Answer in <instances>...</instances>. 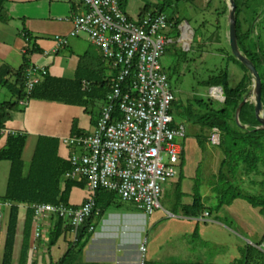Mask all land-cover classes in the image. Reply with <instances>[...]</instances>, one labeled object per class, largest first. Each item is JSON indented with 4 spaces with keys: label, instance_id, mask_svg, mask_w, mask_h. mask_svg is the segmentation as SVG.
<instances>
[{
    "label": "crops",
    "instance_id": "obj_1",
    "mask_svg": "<svg viewBox=\"0 0 264 264\" xmlns=\"http://www.w3.org/2000/svg\"><path fill=\"white\" fill-rule=\"evenodd\" d=\"M157 1L124 0L122 11L130 19H138L147 2L156 4ZM84 12L85 7L80 0H8L3 6L0 19V68L7 65L11 69V74L7 78L9 83L15 84L14 73L22 66L25 58L28 64L44 68L48 73L47 76L52 78L72 81L79 72L81 76L84 74L89 78L103 79L110 85L115 71L102 62L98 49L89 43L85 35L69 37L72 19ZM55 37L67 38V45L58 48L54 42ZM32 49L36 51L31 52ZM82 86L84 89L90 88L85 80L82 81ZM97 91L91 92V103L87 108L31 99L25 106L18 104L11 110L0 111L2 116L6 115L5 119H0L2 120L0 150L6 146L9 135L24 136L25 145L22 153L24 174L28 171L39 137L56 139L59 143L58 157L67 160L71 150L62 144V140L76 133H91L100 117L105 101L99 98L101 92ZM25 92L27 93L26 90ZM14 94L12 90L0 88V105L16 101ZM9 173L10 162L0 161V199L5 196ZM77 191H81L79 196ZM87 197L86 188H73L70 192L69 204L74 207L80 206ZM112 205L115 209L111 208ZM117 206L112 202L108 210L103 211L99 220L97 218L91 220L94 228L92 235L82 253L70 260L72 264H140V247L144 243L146 264H216L207 262L204 258L207 255L205 248H197L194 243L217 246L214 240L206 238L204 234L207 233L206 225L209 223L221 226L218 221L223 216L221 210L212 215L208 214V223L199 222L200 216L197 218L184 215L182 219L187 222L183 227L184 230L188 233L196 230L198 235L193 233L192 235H141L147 233L148 226L157 222L155 215L163 210H158L149 217L137 213L134 206L125 210L117 209ZM165 213L168 217L174 218L173 215ZM2 215L0 264L4 253L9 208L3 207ZM258 215H260L259 210ZM213 216L215 218H212ZM260 217L262 229L261 233L254 237L255 244L264 242V218L262 215ZM25 218V207H20L12 264H20L21 251L26 243L27 250L23 264H58L72 246L71 231L60 235L55 244L49 248V234L56 219L52 218L45 223L41 238L35 241L33 220L29 235L27 238L24 235ZM145 218L149 220L147 225L144 222ZM190 239L194 245L189 246L190 244L186 243ZM195 255L198 256L197 259ZM237 260V257L230 256L224 262L217 264H233Z\"/></svg>",
    "mask_w": 264,
    "mask_h": 264
},
{
    "label": "built area",
    "instance_id": "obj_2",
    "mask_svg": "<svg viewBox=\"0 0 264 264\" xmlns=\"http://www.w3.org/2000/svg\"><path fill=\"white\" fill-rule=\"evenodd\" d=\"M80 1L85 12L72 19L69 37L85 35L100 52L102 62L117 73L92 132L62 140L71 150L67 158L71 170L64 178L84 181L88 197L77 207L32 205L35 241L41 238L45 223L53 218L71 228L76 242L78 229L90 217L100 215L95 204L99 189L114 192L146 216L161 210L163 187L178 176L176 166L186 138V126L173 118L175 96L160 66L166 46L172 43V23L167 16L146 13L130 19L120 8L119 0ZM177 30L183 44H187L193 36L188 24L180 25ZM54 42L60 48L68 40L55 37ZM47 74L44 68L29 64L24 74L27 93ZM211 93L222 95L218 90ZM19 104L25 106L27 101ZM209 141L218 145V134H211ZM10 206L0 202V228L2 208ZM199 222L208 223V213L202 214ZM93 230L90 225L89 231ZM256 247L264 253V242ZM140 253V264H145V243Z\"/></svg>",
    "mask_w": 264,
    "mask_h": 264
},
{
    "label": "trees",
    "instance_id": "obj_3",
    "mask_svg": "<svg viewBox=\"0 0 264 264\" xmlns=\"http://www.w3.org/2000/svg\"><path fill=\"white\" fill-rule=\"evenodd\" d=\"M8 0H0V19L2 18V10L4 4ZM179 0H177L178 2ZM242 0H234L236 5V33L237 42L240 51L253 63L261 79V100L264 107V55L255 53L248 45V33H242L241 21L239 19L241 13L240 3ZM210 2V1H209ZM120 8L124 7V0H119ZM221 14L227 15V6L224 0L222 1ZM172 5V0H158L156 4L146 3L141 12V16L146 13L166 14L168 7ZM169 23H172L171 34L179 36L177 27L181 23L179 17H168ZM36 49H32L31 52ZM230 59L242 67L246 74L241 78V81L233 88H230L227 82V73L220 72L217 75L210 77L208 80L201 82L203 87L220 88L222 90V100L219 107H215V103L209 99H203L195 96L186 101L179 98V94H175V100L172 103V112L175 114L177 122L189 123L192 126H198L202 131H208L209 136H195L196 142L200 148H203L209 141L211 132L220 133V144L218 149L222 151L223 160L220 164L217 176L213 179V190L216 193L217 206L214 210L206 208L201 203L199 186L193 188L192 202L183 205L181 210L188 217H199L204 212L212 215L220 211L222 206H229L237 199L244 200L253 209H258L259 214L264 217V171L260 172V168L264 170V144L262 138L264 130H256L259 127L254 115V103L252 99L241 107L238 122H235V112L242 102L244 96L251 90V78L247 70L230 55ZM102 63V62H101ZM28 60L23 59L22 66L14 73L15 84L9 83L8 77L11 74V69L7 65L0 68V88L14 91L16 101L13 103H3L0 105V111L11 110L16 108L20 101L41 100L47 102H57L67 105L85 107L91 103V92L98 90L101 92L100 97L106 101V96L110 92L109 83L103 79H94L86 77L84 74H76L72 81L56 79L49 76L44 77L40 84L34 87L30 93L25 92L24 74L28 68ZM115 71V70H114ZM176 69L174 68L173 73ZM115 71V75H116ZM166 74V73H165ZM167 80L170 83L171 76L166 74ZM85 80L90 85V88L84 89L82 81ZM97 91V92H98ZM119 116V113H116ZM6 115L0 114V119H5ZM120 117V116H119ZM0 120V124H1ZM97 123V122H96ZM96 125V124H95ZM185 125V124H184ZM243 126L246 129L242 128ZM0 129L2 127L0 126ZM83 133H76L80 135ZM188 138L186 129V139ZM25 145V137L21 135H9L7 137L6 146L0 150V161L10 162V173L6 186V193L0 199L1 203H10L8 215V224L6 230V240L4 245V253L1 264H12L13 249L15 242L16 224L19 215V208L25 207L26 218L24 222V235L27 238L32 225L33 212L31 206L38 203L48 204H69L70 192L73 188L84 189V181L66 180L64 174L71 170V166L67 160L58 157V141L56 139L39 137L33 152L31 162L26 174H24V165L22 161V153ZM183 152L180 156L179 164L183 162ZM180 174V175H179ZM178 174L176 183V197L181 198V173ZM260 177L259 183L249 181L251 186L257 187L260 192L257 195H249L248 192L243 193L240 189L239 182L241 179L237 177ZM119 198L114 192L99 189L95 193V204L100 210L101 218L103 211L108 206ZM90 217L78 229L76 233V242H72V246L58 264H72L70 261L78 257L90 235L93 231H89L91 225ZM71 228L63 223L62 220L56 219L54 227L50 232L48 247L50 248L56 242L60 235L68 233ZM193 235H197L194 231ZM27 244V243H26ZM26 244L23 246L20 257V264H23L26 257ZM257 245H246L239 249L240 259L233 264H264V253L260 251ZM146 264V263H145Z\"/></svg>",
    "mask_w": 264,
    "mask_h": 264
},
{
    "label": "rangeland",
    "instance_id": "obj_4",
    "mask_svg": "<svg viewBox=\"0 0 264 264\" xmlns=\"http://www.w3.org/2000/svg\"><path fill=\"white\" fill-rule=\"evenodd\" d=\"M222 1L179 0L177 2V0H172V5L166 10L168 17L177 16L181 19L179 26L187 23L193 31V36H191V39L189 37L187 44H183V41H181L180 33L178 37H176V34H171L172 43L166 46L164 55L160 59L161 68L171 76L169 83L171 90L175 94L178 93L182 101L198 96L209 99L216 104L215 107H219L223 97L211 93V88L203 87L201 82L220 72H226L228 85L233 88L246 74L239 64L230 59L227 15L221 14ZM240 7L242 10L239 16L241 30L242 33L246 34V38L247 33L249 34L248 45L253 52L264 55V0H242ZM188 43L189 48L187 49ZM174 68L176 69L175 73H173ZM4 92L7 91L4 90ZM7 95L9 94L7 93ZM175 117V114H173L176 121ZM184 124L188 138L184 145L183 162L176 166L178 174L181 173L182 177L181 193L183 197H176L177 176L163 187L160 198L163 211H159L155 215L157 222L148 226L147 233L144 232L141 235L194 234L193 230L189 233L184 230L183 227L187 222L182 219L184 214L181 210L183 205L192 202L195 185L199 186L201 203L204 207L214 210V207L217 206L216 193L212 186L216 184L213 179L217 176L223 160L222 151L209 142L203 148H200L195 136L208 137L209 132L202 131L198 126H192L189 123ZM211 133L218 134L216 131ZM218 140L220 144V133L218 134ZM262 143L264 144V136ZM261 171H264L263 167L260 168ZM236 179H241L238 185H240L243 193L248 192L249 195H257L260 192L257 187L251 186L249 182L253 180L259 183L260 177H237ZM80 193L81 191H77L78 196ZM114 204L118 205L117 209L121 208L122 210L133 206L120 198H117ZM111 208L115 209L114 205ZM220 210L223 214L218 220L221 226L209 223L206 225L208 228L207 233L204 234L206 238L214 240L217 246L212 244L198 245V242L194 243L192 239L186 242L190 244L189 246L194 243L197 248L204 247L207 251V255L204 257L205 260L216 264L224 262L230 256L240 259L238 249L246 245H257L253 240L255 236L261 233L262 229V218L258 215V210L252 209L244 200L237 199L229 206H222ZM164 212L173 215L174 218L168 217ZM137 213L143 215L139 211ZM148 221L147 218L144 219L146 225ZM197 258L198 256L195 255V259Z\"/></svg>",
    "mask_w": 264,
    "mask_h": 264
},
{
    "label": "water",
    "instance_id": "obj_5",
    "mask_svg": "<svg viewBox=\"0 0 264 264\" xmlns=\"http://www.w3.org/2000/svg\"><path fill=\"white\" fill-rule=\"evenodd\" d=\"M227 6V24H228V43L229 49L232 57L236 59L249 73L251 78V90L244 96L242 102L239 104L235 112V122L239 125L238 115L241 107L248 101L252 99L254 103V115L259 127L256 130H264V107L261 100V79L253 63L240 51L237 42L236 33V5L234 0H225ZM210 90H218L222 94L220 88H211ZM242 128L246 129L245 126Z\"/></svg>",
    "mask_w": 264,
    "mask_h": 264
},
{
    "label": "bare ground",
    "instance_id": "obj_6",
    "mask_svg": "<svg viewBox=\"0 0 264 264\" xmlns=\"http://www.w3.org/2000/svg\"><path fill=\"white\" fill-rule=\"evenodd\" d=\"M214 91V90H213ZM217 91V90H216Z\"/></svg>",
    "mask_w": 264,
    "mask_h": 264
}]
</instances>
